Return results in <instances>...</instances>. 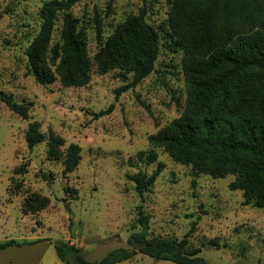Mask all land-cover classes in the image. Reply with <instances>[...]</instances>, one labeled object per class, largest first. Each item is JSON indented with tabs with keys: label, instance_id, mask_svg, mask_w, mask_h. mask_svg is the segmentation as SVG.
Here are the masks:
<instances>
[{
	"label": "rangeland",
	"instance_id": "obj_1",
	"mask_svg": "<svg viewBox=\"0 0 264 264\" xmlns=\"http://www.w3.org/2000/svg\"><path fill=\"white\" fill-rule=\"evenodd\" d=\"M47 0H0V90L19 102H31L24 119L0 102V239L48 238L44 264H64L53 242L69 241L89 259L127 245V237L143 226L137 206L149 216V237L187 236L188 245L213 264H264V207L246 203L242 190L229 184L233 174L213 177L173 160L148 137L183 109L186 84L183 48L169 26L167 0H80L71 8L92 60L84 86H64L57 79L38 83L28 70L26 48L37 34L40 9ZM144 10L159 35L154 69L125 90L118 69L100 74L93 57L106 37L130 15ZM62 13L55 20L51 44L60 42ZM100 29V34H99ZM112 109L96 116L101 110ZM31 121L49 127L81 147L78 166L63 173V158H47V138L33 148L25 132ZM154 149V161L140 160L139 151ZM162 164L155 181L141 197L129 175H150ZM46 174L47 176H44ZM49 199L27 210V196ZM116 264H177L137 252Z\"/></svg>",
	"mask_w": 264,
	"mask_h": 264
},
{
	"label": "trees",
	"instance_id": "obj_2",
	"mask_svg": "<svg viewBox=\"0 0 264 264\" xmlns=\"http://www.w3.org/2000/svg\"><path fill=\"white\" fill-rule=\"evenodd\" d=\"M80 0H47L40 9L41 24L26 48L28 70L35 80L47 85L57 79L64 86L89 83L92 60L87 43L78 30V19L71 8ZM168 22L176 45L183 48V72L186 99L183 109L156 132L149 135L152 147H161L176 162L190 165L195 172L235 177L229 186L242 190L244 201L264 207V0H167ZM62 13L60 42L51 44L55 20ZM100 34V29H99ZM159 35L146 20L142 9L130 15L101 43L93 60L100 74L118 69V76L133 80L125 90L145 78L159 54ZM0 102L27 119L31 102H19L0 90ZM101 110L102 116L112 109ZM39 121H31L25 132L31 149L47 138V158H63V173L73 171L81 158V147L65 140L52 127L47 133ZM140 160H156L152 148L139 151ZM162 170V164L147 175L138 171L129 175L142 197ZM47 176L46 174H43ZM49 199L30 193L26 209L38 210ZM138 222L143 226L119 246L98 259L87 258L80 247L69 241L53 242L64 264H116L142 252L155 260L177 264H213L188 245L187 236L149 237V216L137 206ZM27 240L8 238L0 241V250L22 245ZM34 242V241H30Z\"/></svg>",
	"mask_w": 264,
	"mask_h": 264
},
{
	"label": "crops",
	"instance_id": "obj_3",
	"mask_svg": "<svg viewBox=\"0 0 264 264\" xmlns=\"http://www.w3.org/2000/svg\"><path fill=\"white\" fill-rule=\"evenodd\" d=\"M5 239L8 238L0 241ZM47 239L43 236L36 237L22 245H11L0 250V264H44L51 248Z\"/></svg>",
	"mask_w": 264,
	"mask_h": 264
}]
</instances>
